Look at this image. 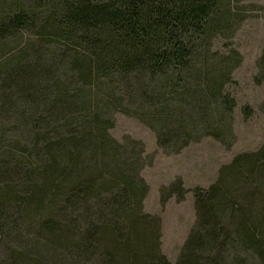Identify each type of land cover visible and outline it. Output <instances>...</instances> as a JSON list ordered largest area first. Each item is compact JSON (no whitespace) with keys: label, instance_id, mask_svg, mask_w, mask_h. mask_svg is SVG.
Listing matches in <instances>:
<instances>
[{"label":"trees","instance_id":"16d2710c","mask_svg":"<svg viewBox=\"0 0 264 264\" xmlns=\"http://www.w3.org/2000/svg\"><path fill=\"white\" fill-rule=\"evenodd\" d=\"M220 1L34 0L31 7L0 13L1 40L8 33L14 34L44 21L38 34L40 38L63 42L65 53L73 51L67 54L70 56L61 55L60 78H52L53 69L47 63L50 58L46 64L45 59H41L42 64L37 59L24 64L11 62L6 77L0 78V111L21 119L26 129L34 132L79 105L91 106L95 102L94 91L102 87L117 92L123 83L129 91L126 95L129 99L145 96L150 82L156 79L161 82L162 91L166 85L177 89L181 81L196 76L192 73L193 62L207 48L209 39L229 29L226 23L229 19ZM66 46L71 48L69 52ZM74 80L80 82L79 89H71ZM163 81L167 83L164 85ZM213 95L217 98V89ZM96 103L98 107L99 102ZM96 111L99 113L100 108ZM74 118L73 115L66 118L64 126L68 130L78 125ZM81 125V136L51 142L46 149L52 162L43 167L40 178L46 177L49 188L42 178L41 183H45L41 184L42 190L41 186L33 187L36 195L30 194L22 205L14 196L17 193L14 187L0 190V255L3 256L0 264L57 262L54 256L47 262L40 259V255L32 257L30 247L26 250L11 247L10 240L19 243L18 246L22 244L18 237L4 238L8 216L12 212L21 214L23 211L28 216L40 211L46 193L51 197L50 211H56L59 221L42 220L41 236L50 240L53 247L66 252V256L71 257L69 262L82 264L83 258L86 262L92 260L93 264H173L161 255L154 235L139 216L143 189L134 179L125 176L123 169L117 165L114 169L117 173L111 163L107 172L101 168L96 177L80 174L81 177L71 181L73 176L67 174V170L72 162L78 160L79 164L83 159L86 163L83 161L81 165L88 167L87 160L107 158L109 150L107 125L103 120L93 117ZM261 155L264 156V149L256 155L237 158L225 170L221 181L200 195L196 224L174 264H264V160L261 166L258 164ZM57 160H68L67 167L61 170ZM97 179H102L98 185ZM254 181L261 185H258L261 191L250 187ZM241 186L248 187L245 195L240 191ZM103 188L109 189L108 194H103ZM40 192L42 194L38 195ZM240 193L249 206L237 203ZM64 196L69 197L65 205L60 206L58 203ZM117 201H122L119 207L115 206ZM84 205L87 207L84 217L90 223V230L81 233L78 218L70 217L68 222L63 213L71 207L72 213L77 212L79 216ZM92 205L98 208L93 210ZM97 220L101 223L97 224ZM18 221L16 219L15 223ZM60 223H75L71 235L66 236L68 243L53 238L65 227ZM138 225L144 229L141 239H127L122 235L121 231L129 232ZM21 227L13 223L16 233Z\"/></svg>","mask_w":264,"mask_h":264},{"label":"rangeland","instance_id":"374dc122","mask_svg":"<svg viewBox=\"0 0 264 264\" xmlns=\"http://www.w3.org/2000/svg\"><path fill=\"white\" fill-rule=\"evenodd\" d=\"M220 2L229 19L226 22L229 29L209 39L207 48L193 62L192 73L196 76L181 81L177 89L166 85L162 91L161 82L156 79L150 82L145 96L129 99L126 97L129 91L119 79L121 90L97 89L93 94L95 102L91 106L83 108L79 105L67 111L65 116L55 118L52 123L36 128L34 132L26 129L21 119L0 111V190L14 187L17 191L14 196L20 205L26 203L30 194L36 195L33 187L44 185L42 178L47 180L44 175L40 178V174L45 170L43 167L52 162V156L47 155L46 151L51 142H65L66 138L81 136V124L90 118L103 120L107 125L109 141L107 158H97L98 165L95 159L87 160L90 163L88 167H83L81 163H86V160L79 158L81 162H72L67 174H72L70 178L73 181L81 177L80 174L96 177L101 168L107 172L111 163L112 170L117 165L123 169L124 175L134 179L143 189L139 216L154 235L156 248L168 261L176 263L196 224L200 195L218 184L225 170L237 158L256 155L264 149V0ZM33 3L34 0H0V13L11 9L19 11L23 7H31ZM43 22L38 21L33 27L14 34L8 33L3 40L0 38L1 79L11 69V62L24 64L37 59L42 64L41 59H45L46 64L47 58H50L47 63L53 69L52 78H60L61 55L70 56L67 54L73 51L69 52L71 48L66 46L69 53L63 52V42L49 38L42 40L38 34L43 29ZM0 26H3L1 20ZM80 87V82L76 80L71 84L72 90ZM216 89L217 98L213 95ZM96 101L99 102L98 107ZM98 108L100 112L95 113ZM71 115L78 125L68 130L64 122ZM262 160L263 155L258 158L259 166ZM68 162L57 160L61 170L67 167ZM101 181L97 179L96 185ZM254 183L250 187H257L256 191H261V185ZM241 188L245 195L244 190L248 187ZM102 190L103 194H108V188ZM47 195L43 208L38 209L40 211L28 212V216L23 211L21 214L12 212L5 222L7 234L4 238L18 237L17 240L23 245L18 246L19 243L11 240L8 244L22 250L30 247L32 257L40 255L45 262L54 256L57 262L52 260L55 264H74L69 262L71 257L66 256V252L53 247L50 240L41 236L42 220L59 219L55 210L50 211L51 197ZM67 197H62L58 204L64 206ZM237 198L239 205L249 206L241 193ZM122 201H117L115 206L119 207ZM91 208L96 210L98 207L92 205ZM71 209L64 210V219L67 218L69 222L70 217L78 218L81 233L89 232L90 223L84 217L87 207L81 206L79 216L77 212L73 214ZM16 219L18 223H15ZM99 221L97 224L101 223ZM124 221L128 222L126 217ZM13 223L17 227L22 226L18 233L13 230ZM73 226L75 223L65 224L64 229L53 238L68 243L66 236L71 235ZM143 232L142 225L129 232L121 231L127 239H141ZM2 260L3 256L0 255ZM80 261L82 264H93L90 259L86 262L82 258Z\"/></svg>","mask_w":264,"mask_h":264}]
</instances>
